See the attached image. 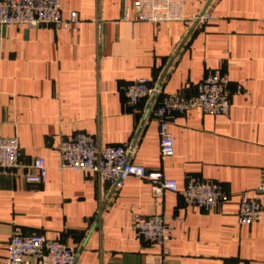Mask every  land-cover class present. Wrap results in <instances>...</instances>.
Segmentation results:
<instances>
[{
	"label": "crops",
	"instance_id": "1",
	"mask_svg": "<svg viewBox=\"0 0 264 264\" xmlns=\"http://www.w3.org/2000/svg\"><path fill=\"white\" fill-rule=\"evenodd\" d=\"M134 0H62L79 30L0 25V135H16L22 166L0 172V257L14 233H43L78 247L77 264H264V216L240 224L244 191L264 167V0H187L207 8L202 27L189 20L154 24L124 19ZM210 70L230 77L226 114L200 109L170 118L174 155L160 151L157 101L128 102L125 87L147 77L165 92L197 93ZM85 132L100 144L130 143V159L161 169L183 187L189 177L218 181L229 198L208 210L131 176L114 191L95 175L58 168V147ZM45 157L47 178L31 167ZM33 172V173H32ZM178 217L172 252L136 237L137 213Z\"/></svg>",
	"mask_w": 264,
	"mask_h": 264
},
{
	"label": "built area",
	"instance_id": "2",
	"mask_svg": "<svg viewBox=\"0 0 264 264\" xmlns=\"http://www.w3.org/2000/svg\"><path fill=\"white\" fill-rule=\"evenodd\" d=\"M187 0H134L133 12L126 7L124 19L149 21L161 24L167 21L189 20L192 27H202L213 18L204 8L188 15ZM264 23V19H262ZM81 19L75 10L65 14L62 0H0V25H26L36 28L53 25L68 31L79 30ZM128 102L136 105L143 97L159 102L154 115L158 120L160 151L163 160L174 155L175 139L170 129V118L175 113L200 109L204 113L226 114L230 107V77L221 70H210L198 85L197 93L186 96L181 91L165 92L161 84L147 77L137 78L125 87ZM130 143L100 144L92 135L77 132L63 137L59 143L60 170H75L95 175L100 181L110 183L114 191L120 190L131 177L146 179L152 193L159 197L165 191L179 193L185 204L211 210L229 198L222 185L215 180L191 176L183 187L163 170L149 168L130 159ZM22 166L21 146L16 135H0V172H9ZM30 176L43 183L47 178L48 164L43 156H35ZM264 216V167L258 185L241 196L238 221L252 224ZM178 217L165 212L137 213L133 224L136 237L160 248L161 255L172 252V240ZM78 247L59 237L43 233H14L7 245L6 255L0 264H77Z\"/></svg>",
	"mask_w": 264,
	"mask_h": 264
}]
</instances>
